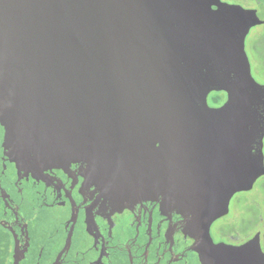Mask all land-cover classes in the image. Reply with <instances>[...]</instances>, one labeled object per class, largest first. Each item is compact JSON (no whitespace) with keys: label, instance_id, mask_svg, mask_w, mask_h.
Returning <instances> with one entry per match:
<instances>
[{"label":"water","instance_id":"95a60500","mask_svg":"<svg viewBox=\"0 0 264 264\" xmlns=\"http://www.w3.org/2000/svg\"><path fill=\"white\" fill-rule=\"evenodd\" d=\"M259 24L222 0H0L8 154L77 164L110 208L178 214L200 264H264L258 232L238 245L209 233L264 175V85L245 51Z\"/></svg>","mask_w":264,"mask_h":264},{"label":"flooded vegetation","instance_id":"af4514ba","mask_svg":"<svg viewBox=\"0 0 264 264\" xmlns=\"http://www.w3.org/2000/svg\"><path fill=\"white\" fill-rule=\"evenodd\" d=\"M4 140L0 122V264H200L178 214L145 202L110 208L87 190L77 164H20ZM211 225L215 243L257 233L215 240Z\"/></svg>","mask_w":264,"mask_h":264},{"label":"rangeland","instance_id":"374dc122","mask_svg":"<svg viewBox=\"0 0 264 264\" xmlns=\"http://www.w3.org/2000/svg\"><path fill=\"white\" fill-rule=\"evenodd\" d=\"M245 8H254L260 18H264V0H222ZM245 51L248 56L253 78L264 85V24L250 29L245 38ZM210 92L208 105H213ZM222 100L226 95L219 93ZM264 155V139H263ZM254 231L260 233V244L264 252V175L259 177L252 188L237 192L229 202V211L211 225V235L215 240L226 239L229 234L237 241H245Z\"/></svg>","mask_w":264,"mask_h":264},{"label":"trees","instance_id":"16d2710c","mask_svg":"<svg viewBox=\"0 0 264 264\" xmlns=\"http://www.w3.org/2000/svg\"><path fill=\"white\" fill-rule=\"evenodd\" d=\"M219 93H223V92H218L216 95L213 96V102L214 103H218L220 101H222L221 97L219 96ZM225 94V93H223Z\"/></svg>","mask_w":264,"mask_h":264}]
</instances>
